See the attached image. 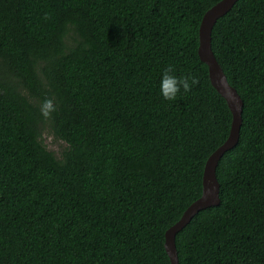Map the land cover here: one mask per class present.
<instances>
[{"label": "trees", "instance_id": "1", "mask_svg": "<svg viewBox=\"0 0 264 264\" xmlns=\"http://www.w3.org/2000/svg\"><path fill=\"white\" fill-rule=\"evenodd\" d=\"M219 1L0 0V264H171L166 231L233 119L198 51ZM212 47L244 101L241 137L217 167L220 204L177 234L179 261L264 264V0H238ZM168 65L198 77L170 101Z\"/></svg>", "mask_w": 264, "mask_h": 264}, {"label": "water", "instance_id": "2", "mask_svg": "<svg viewBox=\"0 0 264 264\" xmlns=\"http://www.w3.org/2000/svg\"><path fill=\"white\" fill-rule=\"evenodd\" d=\"M238 0H220L209 8L202 19L199 31V55L207 63L212 84L226 98L233 114L228 138L206 161L203 175V193L184 211L181 218L166 231L165 246L171 264H180L177 248V234L201 211L220 204V182L217 167L225 152L233 148L240 140L243 124L244 101L237 89L229 82L228 77L215 56L212 47V32L217 20L227 14Z\"/></svg>", "mask_w": 264, "mask_h": 264}, {"label": "clouds", "instance_id": "3", "mask_svg": "<svg viewBox=\"0 0 264 264\" xmlns=\"http://www.w3.org/2000/svg\"><path fill=\"white\" fill-rule=\"evenodd\" d=\"M198 83V77L191 73L176 75L172 65H168L162 70L159 79V94L165 100H174L177 95L183 92H189L193 86ZM50 104V101H46Z\"/></svg>", "mask_w": 264, "mask_h": 264}, {"label": "rangeland", "instance_id": "4", "mask_svg": "<svg viewBox=\"0 0 264 264\" xmlns=\"http://www.w3.org/2000/svg\"><path fill=\"white\" fill-rule=\"evenodd\" d=\"M44 141L47 147L54 151L57 155H60L62 150L67 146V143L61 139H57L50 130H45Z\"/></svg>", "mask_w": 264, "mask_h": 264}]
</instances>
